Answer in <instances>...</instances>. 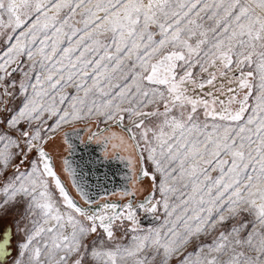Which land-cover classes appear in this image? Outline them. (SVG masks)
Segmentation results:
<instances>
[{
  "label": "snow or ice",
  "instance_id": "obj_1",
  "mask_svg": "<svg viewBox=\"0 0 264 264\" xmlns=\"http://www.w3.org/2000/svg\"><path fill=\"white\" fill-rule=\"evenodd\" d=\"M0 264H264V0H0Z\"/></svg>",
  "mask_w": 264,
  "mask_h": 264
},
{
  "label": "water",
  "instance_id": "obj_2",
  "mask_svg": "<svg viewBox=\"0 0 264 264\" xmlns=\"http://www.w3.org/2000/svg\"><path fill=\"white\" fill-rule=\"evenodd\" d=\"M100 154L101 153L97 150V145L95 146L94 144H92L90 145L89 150L82 148L77 149V152L74 154V159L82 168H85L86 170L88 168H91L93 172H95V160L98 156H100ZM107 170L109 171V174H111V172L122 169L120 168L119 164L111 163V168ZM92 179L95 181V175L92 176ZM119 183H121V181L118 180L117 184ZM108 187L111 189L113 185L110 183Z\"/></svg>",
  "mask_w": 264,
  "mask_h": 264
},
{
  "label": "flooded vegetation",
  "instance_id": "obj_3",
  "mask_svg": "<svg viewBox=\"0 0 264 264\" xmlns=\"http://www.w3.org/2000/svg\"><path fill=\"white\" fill-rule=\"evenodd\" d=\"M78 128L80 129L79 131V138H83L85 141H87V136H88V130L86 128H84L83 126H78ZM79 138H77L76 136L73 137V142L77 145V149L82 148V149H88L90 145L94 144L96 146L95 143H89V144H80V140ZM97 150L101 153L100 150V146L97 145ZM77 152V151H76ZM113 164H119L120 168L123 170L124 169V165L118 161H113Z\"/></svg>",
  "mask_w": 264,
  "mask_h": 264
},
{
  "label": "rangeland",
  "instance_id": "obj_4",
  "mask_svg": "<svg viewBox=\"0 0 264 264\" xmlns=\"http://www.w3.org/2000/svg\"><path fill=\"white\" fill-rule=\"evenodd\" d=\"M78 126H82V125H78ZM78 126H77V127H78ZM93 130H94V128H93ZM56 143H57V144H60V143H61V140L58 138L57 141H56Z\"/></svg>",
  "mask_w": 264,
  "mask_h": 264
}]
</instances>
